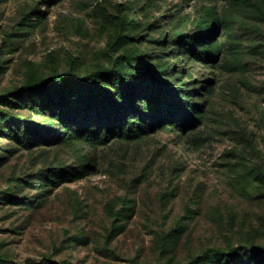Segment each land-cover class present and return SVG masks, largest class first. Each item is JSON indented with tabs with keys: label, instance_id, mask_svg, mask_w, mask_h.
Returning a JSON list of instances; mask_svg holds the SVG:
<instances>
[{
	"label": "rangeland",
	"instance_id": "rangeland-1",
	"mask_svg": "<svg viewBox=\"0 0 264 264\" xmlns=\"http://www.w3.org/2000/svg\"><path fill=\"white\" fill-rule=\"evenodd\" d=\"M0 264H264V0H0Z\"/></svg>",
	"mask_w": 264,
	"mask_h": 264
},
{
	"label": "trees",
	"instance_id": "trees-1",
	"mask_svg": "<svg viewBox=\"0 0 264 264\" xmlns=\"http://www.w3.org/2000/svg\"><path fill=\"white\" fill-rule=\"evenodd\" d=\"M188 45H190V42L188 43ZM168 88L172 89L173 93H176L178 91V87L176 85H174V84L168 85Z\"/></svg>",
	"mask_w": 264,
	"mask_h": 264
}]
</instances>
